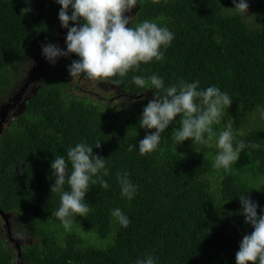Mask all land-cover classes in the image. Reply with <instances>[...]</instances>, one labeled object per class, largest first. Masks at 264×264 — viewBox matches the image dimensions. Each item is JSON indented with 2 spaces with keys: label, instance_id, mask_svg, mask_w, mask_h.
Returning <instances> with one entry per match:
<instances>
[{
  "label": "trees",
  "instance_id": "1",
  "mask_svg": "<svg viewBox=\"0 0 264 264\" xmlns=\"http://www.w3.org/2000/svg\"><path fill=\"white\" fill-rule=\"evenodd\" d=\"M247 2L249 14L231 9L232 0H138L131 24L156 22L174 39L163 60L116 77L120 85L108 81L121 93L119 101L103 104L76 95L68 71L79 59L75 54L56 65L44 67L42 60L39 86L0 135V211L19 226L11 234L0 214V264H136L147 254L156 264H236L240 241L253 231L239 197L250 195L264 215V119L257 112L264 108V0ZM60 9L56 0H0V108L26 85L23 70L32 54L67 34ZM153 74L165 87L199 81L198 90L216 86L226 92L233 102L214 130L230 121L237 141L260 148L246 147L230 171L217 169L214 141L210 146L171 141L177 117L157 150L140 155L139 141L155 129L140 127L146 104L139 97L154 98L155 90L138 87L132 77ZM85 142L107 159L109 174L100 175L109 188L92 185L85 198L90 212L73 216L66 228L52 215L60 197L50 191L51 162ZM129 145L136 148L129 151ZM124 171L137 186L131 200L121 196L116 179ZM116 208L130 219L128 227L111 216ZM17 233L28 239L21 243Z\"/></svg>",
  "mask_w": 264,
  "mask_h": 264
},
{
  "label": "clouds",
  "instance_id": "2",
  "mask_svg": "<svg viewBox=\"0 0 264 264\" xmlns=\"http://www.w3.org/2000/svg\"><path fill=\"white\" fill-rule=\"evenodd\" d=\"M61 5L58 17L63 28H66V48L61 49L52 43L43 44L42 55L55 65L60 57L75 54L79 59L72 60L68 65L71 77L83 76L89 80H105L115 85L122 83L121 79L129 71H138L141 63L165 58L164 50L170 46L174 34L165 26L156 22L144 20L134 26L131 24L132 12L138 0H56ZM238 13L252 11L247 0H232ZM71 7V14L69 8ZM24 9L23 12H28ZM82 21V23H81ZM70 22L75 26L70 27ZM131 24V27L128 25ZM132 82L140 88L148 85L155 90L154 98L143 108L139 121L140 127L146 132L139 141V154L147 155L157 150L162 134L174 123L177 117L179 127L174 128L171 141L182 144L191 139L194 145H208L214 141L217 152L213 166L217 169L230 171L237 163L243 150L248 147L259 149L260 144H245L243 140L235 139L236 133L229 121L225 127L216 131L214 124L221 122L225 108H230L233 100L216 86L199 89V81L172 84L165 87L163 78L156 74L147 79L133 76ZM19 96V95H18ZM260 119H264V108L257 107ZM242 134V133H241ZM101 147L97 143L95 148ZM135 145H129L133 151ZM183 155V154H182ZM107 159L95 155L93 148L85 143H77L69 147L65 155H56L51 162L54 183L51 193H58L60 206L52 213L68 228L73 216L85 217L90 212L86 202V194L92 185L99 184L102 189H108V182L103 176L109 174L106 167ZM103 173V176L100 173ZM117 182L121 187V196L131 200L137 193V186L129 179L127 171L117 172ZM67 185L68 190H65ZM259 191V190H258ZM245 223L251 225L253 231L245 234L239 243L235 254L236 264H264V215L258 214L259 204L250 195L239 197ZM121 226L128 227L130 219L120 208L111 210ZM22 239L20 233L16 234ZM136 264H156V258L147 254L143 259H137Z\"/></svg>",
  "mask_w": 264,
  "mask_h": 264
},
{
  "label": "rangeland",
  "instance_id": "3",
  "mask_svg": "<svg viewBox=\"0 0 264 264\" xmlns=\"http://www.w3.org/2000/svg\"><path fill=\"white\" fill-rule=\"evenodd\" d=\"M136 7L132 10V12L126 13V15L131 16V19L136 11ZM249 13L250 11H248L245 14H249ZM66 35L67 34L60 35L59 39L55 42V45H58L61 49H64L65 51L67 50ZM70 56H72V54ZM61 58L62 57H60L59 59L63 60ZM42 60L44 62V67L45 65L46 66L53 65L45 59V57L42 55V51L34 52L32 54V59L30 62L27 63L26 70L25 71L23 70L24 72L23 78L25 81L27 80L26 85L24 87H21L17 91L16 93L17 95L15 94V96H13L15 98L14 100L6 101V104L4 105V110L0 112V132H1L0 135H3L12 117L18 116L19 114L23 112L26 101L35 93L37 87L39 86V85H36V83H38L39 81L38 77L41 74L40 67H43ZM28 86H31V87H28ZM72 87L75 90L76 95L77 94L83 95V96L90 95L91 97L94 98L95 101H100L103 104H108L111 102V100L119 101L122 99L120 95L121 93L119 92L118 88L105 80L93 81L83 76H80V77L74 78V80L72 81ZM12 94H10L11 95L10 98L12 97ZM139 99L143 100L145 104L147 105V103L150 100H152L153 97L148 98V96L145 95L143 98L139 97ZM239 120L246 124V128L251 127V123L248 121L247 117L242 116L239 118ZM6 219L9 224L7 225L4 221V227L7 230L10 228L11 234H12L15 229L19 228V226L11 216L7 215ZM17 239L19 238L17 237ZM27 239H28L27 237L23 236V240L20 239V241L21 243H24Z\"/></svg>",
  "mask_w": 264,
  "mask_h": 264
},
{
  "label": "water",
  "instance_id": "4",
  "mask_svg": "<svg viewBox=\"0 0 264 264\" xmlns=\"http://www.w3.org/2000/svg\"><path fill=\"white\" fill-rule=\"evenodd\" d=\"M0 214H2L5 223L8 225L9 223H8V221H7V219H6V216H7V215H5L4 213H2V211H0ZM20 261H21V256H19V260H18V262L20 263Z\"/></svg>",
  "mask_w": 264,
  "mask_h": 264
},
{
  "label": "flooded vegetation",
  "instance_id": "5",
  "mask_svg": "<svg viewBox=\"0 0 264 264\" xmlns=\"http://www.w3.org/2000/svg\"><path fill=\"white\" fill-rule=\"evenodd\" d=\"M2 110H4V108H3V107H1V108H0V112H1Z\"/></svg>",
  "mask_w": 264,
  "mask_h": 264
}]
</instances>
